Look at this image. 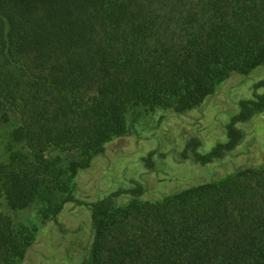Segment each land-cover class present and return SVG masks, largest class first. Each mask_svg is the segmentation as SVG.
I'll return each instance as SVG.
<instances>
[{"label":"trees","instance_id":"16d2710c","mask_svg":"<svg viewBox=\"0 0 264 264\" xmlns=\"http://www.w3.org/2000/svg\"><path fill=\"white\" fill-rule=\"evenodd\" d=\"M264 67V0H0V122L20 120L0 168V264H20L32 243L2 211L61 200L84 205L72 181L111 142L129 136L127 114L205 103L238 73ZM240 102L227 142L201 154L193 138L178 161H224L246 141L240 124L264 114V94ZM49 149L77 152L68 166ZM157 151L145 158L156 172ZM167 154H160L167 159ZM112 194L92 204L93 238L83 264H264V167L145 201Z\"/></svg>","mask_w":264,"mask_h":264},{"label":"rangeland","instance_id":"374dc122","mask_svg":"<svg viewBox=\"0 0 264 264\" xmlns=\"http://www.w3.org/2000/svg\"><path fill=\"white\" fill-rule=\"evenodd\" d=\"M264 82V67L244 76L232 74L219 84L204 104L178 113L174 105L155 111L135 108L127 114L129 136L106 147L102 156L93 159L68 188L84 205L67 204L54 220L53 208L61 200L55 192L50 203L37 202L25 211H13L5 199L2 211L18 229L31 235L32 243L20 264H83L88 258L93 238L92 204L112 194H120L118 204L131 202L130 191L138 183L146 187L145 201L158 203L166 196L179 194L203 184L219 182L242 170L264 167V114L240 124L246 131L245 143L222 162L202 166L193 161H178L173 153L183 152L193 138L201 142L199 153H210L218 144L227 142V127L240 111V102L254 99L255 87ZM257 94H264L261 87ZM20 120L0 122V168L9 161L11 135ZM157 151L156 172L147 173L145 158ZM160 154H167L161 159ZM49 160L68 166L81 162L77 152L49 149Z\"/></svg>","mask_w":264,"mask_h":264}]
</instances>
